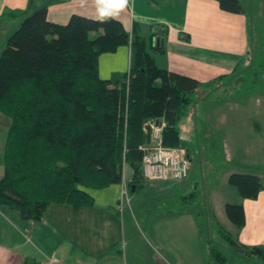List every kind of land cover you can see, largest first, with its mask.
Listing matches in <instances>:
<instances>
[{"label":"trees","instance_id":"16d2710c","mask_svg":"<svg viewBox=\"0 0 264 264\" xmlns=\"http://www.w3.org/2000/svg\"><path fill=\"white\" fill-rule=\"evenodd\" d=\"M213 1L224 12L246 14L242 0ZM13 18L24 20L0 56V112L12 122L0 206L26 221L43 222L53 205L94 207L91 191L121 185L126 166L134 171L129 194L133 187L143 189L141 147L154 144L151 123L164 124V146L188 149L180 122L189 116L195 96L228 76L203 84L159 67L149 51L165 52L162 42L153 44L156 34L149 40L136 25L130 34L117 19L101 24L74 15L61 25L49 21L44 6L33 13L7 10L0 20ZM125 46L131 47L130 71L102 79L101 56ZM263 75L264 65L256 82ZM218 144L223 154V141ZM228 184L242 200H257L264 192V178L256 174L234 173ZM225 211L236 228L245 227L243 204H228ZM215 232L232 253L264 264V246L242 244L219 222ZM206 241L209 264H230L223 248Z\"/></svg>","mask_w":264,"mask_h":264},{"label":"crops","instance_id":"0c3cea01","mask_svg":"<svg viewBox=\"0 0 264 264\" xmlns=\"http://www.w3.org/2000/svg\"><path fill=\"white\" fill-rule=\"evenodd\" d=\"M214 2L134 0L115 19L130 34L135 25L145 37L156 34L153 44L159 41L165 47L164 53L157 54L159 67L208 83L233 71L236 56L229 53L245 52L248 48L246 43L242 45L243 37L249 32L247 14L224 12ZM44 6L48 8L49 21L56 24L67 25L74 15L97 18L95 0H0V17L7 10L33 13ZM23 20H0L1 50ZM130 67L131 47L125 46L101 56L99 74L109 80L128 73ZM258 131L264 134V124L258 123ZM1 140L4 142V138ZM0 146L2 153V142ZM222 155L229 165L234 162L228 141H223ZM127 168L131 170L126 166L121 185L91 191L96 200L92 208L53 205L43 222L34 223L0 206V264H42L51 256H56L62 264H209L205 239L190 207L179 203L150 206L147 208L150 215L143 209L144 205L133 204L135 195L122 198L124 184L128 187L134 178V171L127 172ZM234 173L236 170L228 175L227 183ZM3 176L0 167V180ZM144 183L168 187L180 184L150 183L145 178ZM223 201L225 209L229 203ZM238 204L244 206L246 225L238 229L227 219L234 226L233 231L230 226L228 230L246 246H264V192L257 200L241 199Z\"/></svg>","mask_w":264,"mask_h":264},{"label":"rangeland","instance_id":"374dc122","mask_svg":"<svg viewBox=\"0 0 264 264\" xmlns=\"http://www.w3.org/2000/svg\"><path fill=\"white\" fill-rule=\"evenodd\" d=\"M242 2L249 19V32L243 37L242 45L246 43L248 48L245 52L236 50L229 53L236 56L234 69L239 62L240 67L234 74L233 71L227 73L222 83L212 85L208 92L195 96L189 116L179 124L192 161L191 178L172 187L160 183L145 185L129 196L135 195L133 204L144 205L143 209L149 211L148 214L150 210L147 208L150 206H175L179 203L190 207L199 222L201 235L207 240L206 245L211 242L223 248L231 264H258L232 253L215 232L217 222L227 230L228 226L231 231L234 229L222 207L223 200L229 204H238L241 200L237 191L228 185V175L236 170L237 173L256 174L264 178V134L258 131V123L264 124V75L261 81L256 82L257 73L264 65V0ZM210 14L213 15L212 11ZM96 36L92 35L93 38ZM146 37L150 40L148 34ZM6 47L2 50L0 47V56ZM149 51L160 58L150 47ZM11 123L8 117L0 113V145L1 142L3 144L0 167L3 174V153ZM1 138H4V142ZM218 141H228L234 154L231 165L225 162ZM131 170L127 168V172ZM184 197H187V204ZM125 200L129 205L128 199Z\"/></svg>","mask_w":264,"mask_h":264},{"label":"built area","instance_id":"2783aa9c","mask_svg":"<svg viewBox=\"0 0 264 264\" xmlns=\"http://www.w3.org/2000/svg\"><path fill=\"white\" fill-rule=\"evenodd\" d=\"M163 126L151 123L153 145L143 146L144 178L150 183L188 180L192 170L189 151L185 148H171L163 144ZM124 183V182H123ZM129 190L124 184L122 198H128ZM42 264H62L56 256L47 257Z\"/></svg>","mask_w":264,"mask_h":264},{"label":"clouds","instance_id":"9594fccd","mask_svg":"<svg viewBox=\"0 0 264 264\" xmlns=\"http://www.w3.org/2000/svg\"><path fill=\"white\" fill-rule=\"evenodd\" d=\"M134 0H95L96 16L99 23L117 18Z\"/></svg>","mask_w":264,"mask_h":264},{"label":"water","instance_id":"95a60500","mask_svg":"<svg viewBox=\"0 0 264 264\" xmlns=\"http://www.w3.org/2000/svg\"><path fill=\"white\" fill-rule=\"evenodd\" d=\"M158 44H159V41H158ZM132 191L135 192V188L134 187H133Z\"/></svg>","mask_w":264,"mask_h":264}]
</instances>
